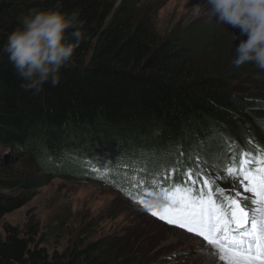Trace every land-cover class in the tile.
<instances>
[{
  "label": "trees",
  "instance_id": "16d2710c",
  "mask_svg": "<svg viewBox=\"0 0 264 264\" xmlns=\"http://www.w3.org/2000/svg\"><path fill=\"white\" fill-rule=\"evenodd\" d=\"M143 2L0 0V48L33 9L77 12L87 36L73 53L75 66H64L59 83L47 82L39 93L22 88L0 54V184L35 185L16 176L7 148L54 173L125 162V176L133 169L147 181L180 182L187 168L219 172L239 158L230 149L255 152L249 141L262 144L264 71L234 64L246 34L234 40L231 27L215 21L161 34L159 6L152 12ZM73 31L66 30V39ZM194 159L199 163L189 166ZM29 199L24 191L0 193V222ZM4 229L0 264H118L106 243L51 253L36 243L33 225Z\"/></svg>",
  "mask_w": 264,
  "mask_h": 264
},
{
  "label": "rangeland",
  "instance_id": "374dc122",
  "mask_svg": "<svg viewBox=\"0 0 264 264\" xmlns=\"http://www.w3.org/2000/svg\"><path fill=\"white\" fill-rule=\"evenodd\" d=\"M144 2L143 9L149 7L152 12L154 7L159 6L156 10V28L161 34L183 29L196 21H214L207 15L206 9L201 8L199 12L193 9L198 5L203 6L206 0ZM226 26L228 29L231 27L236 37L242 35L239 28ZM249 143L255 152L248 148L238 151L237 148L235 151L230 149V154L236 155L238 152L240 158L241 151L256 155L258 150H264V141L262 144L256 141ZM10 150L7 148V153L12 154L13 160L8 161L12 163L16 176L25 182L32 180L35 185L13 189L0 184L1 194H20L24 191L30 196L25 205L4 215L0 222L1 236L5 235L4 227L7 224L23 230L33 225L38 231L33 236L36 243L51 253H68L75 246L102 242L113 250L118 264H223L212 255L214 249L207 246L202 238L153 217L125 193V189L132 188L136 173L130 169L133 171L132 176H125L124 170L130 167L125 162L117 165L104 162L88 164L83 174L63 169L54 173L52 169L43 170L35 158L28 155L19 157ZM196 163L199 161L194 159L188 164L195 166ZM203 172L226 190L225 195L243 191L238 181L234 182L225 176L224 167L219 172L211 169ZM143 181L147 183L145 179ZM137 197H142L145 203L151 205L165 202L164 199L160 203L156 202L147 192H138Z\"/></svg>",
  "mask_w": 264,
  "mask_h": 264
},
{
  "label": "snow or ice",
  "instance_id": "6c2138e0",
  "mask_svg": "<svg viewBox=\"0 0 264 264\" xmlns=\"http://www.w3.org/2000/svg\"><path fill=\"white\" fill-rule=\"evenodd\" d=\"M224 171L238 181L242 192L225 195L226 190L202 169L187 168L180 182L167 186L153 178L151 184L160 188L163 204L132 198L153 217L202 238L223 264H264V150L256 155L241 151L239 162L234 156Z\"/></svg>",
  "mask_w": 264,
  "mask_h": 264
},
{
  "label": "clouds",
  "instance_id": "9594fccd",
  "mask_svg": "<svg viewBox=\"0 0 264 264\" xmlns=\"http://www.w3.org/2000/svg\"><path fill=\"white\" fill-rule=\"evenodd\" d=\"M201 8L217 24L231 25L246 34L247 38L235 47L234 64L254 63L264 71V0H206L203 6L193 9L199 12ZM70 27L75 31L69 40L66 30ZM86 39L77 12L33 9L8 35L0 54L8 56L23 81L21 87L39 93L45 83H59L64 66H75L73 53Z\"/></svg>",
  "mask_w": 264,
  "mask_h": 264
},
{
  "label": "bare ground",
  "instance_id": "6f19581e",
  "mask_svg": "<svg viewBox=\"0 0 264 264\" xmlns=\"http://www.w3.org/2000/svg\"><path fill=\"white\" fill-rule=\"evenodd\" d=\"M181 231V230H180ZM174 241V240H173ZM208 246V245H207ZM209 248V247H208ZM211 249V248H210ZM206 251V250H205ZM213 251V250H212Z\"/></svg>",
  "mask_w": 264,
  "mask_h": 264
}]
</instances>
